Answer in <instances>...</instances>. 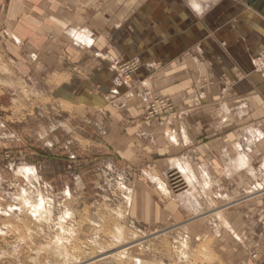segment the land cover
<instances>
[{
	"label": "rangeland",
	"instance_id": "obj_1",
	"mask_svg": "<svg viewBox=\"0 0 264 264\" xmlns=\"http://www.w3.org/2000/svg\"><path fill=\"white\" fill-rule=\"evenodd\" d=\"M41 2L0 0V264H223L215 255L217 243L236 240L227 226L230 213L259 194L252 188L256 182L244 195H225L241 184L237 181L224 191L209 188L200 177L186 186L176 163L159 167L161 179L152 182L147 155L131 159L130 150L115 148L113 133L103 131L118 124L127 133L136 124L124 112L135 81L143 87L139 97L154 102L149 107L141 98V122L156 119L162 125L174 118L172 103L151 97L143 85L152 72L135 80L144 64L137 53L110 59L122 96L106 101L103 117L78 115L73 111L78 100L54 96L43 77L49 70L34 65L41 49L61 46L40 31V24L49 27L52 20L41 22L57 0ZM67 39L83 45L74 36ZM263 51L254 57L262 73L257 56ZM84 89L79 85L76 94ZM244 149L251 156L256 150L254 143ZM253 158L250 166L257 172ZM190 162L198 168L196 160ZM40 203L45 210L38 216L33 209ZM249 227L235 235L257 237L258 226ZM123 248L128 249L119 251Z\"/></svg>",
	"mask_w": 264,
	"mask_h": 264
},
{
	"label": "crops",
	"instance_id": "obj_2",
	"mask_svg": "<svg viewBox=\"0 0 264 264\" xmlns=\"http://www.w3.org/2000/svg\"><path fill=\"white\" fill-rule=\"evenodd\" d=\"M55 4L49 5V17L41 22L52 20L49 27L40 24V31L55 37L62 47L41 49L34 64L49 70L43 77L53 95L66 102L77 99L73 111L78 115L103 117L106 101L122 96L110 59L139 53L144 64L135 80L152 72L143 85L151 97L168 99L176 116L162 125L156 119L141 122L144 109L137 92L143 87L135 81L124 112L136 124L127 133L118 124L107 130L103 126L104 134L112 132L114 147L129 149L133 160L144 152L153 165L150 178L157 184L158 168L173 163L186 186H195L201 178L209 188L216 185L224 191L226 184L241 182L225 195L250 193L251 182H256L252 188L259 194L230 213L227 226L236 240H219L215 255L223 264H264V73L254 63L255 55L264 50V0H57ZM69 35L83 45L69 44ZM81 84L85 89L79 95ZM250 143L255 145L254 158L244 151ZM252 158L259 165L257 172L250 166ZM160 188L164 190L163 185ZM252 225L260 229L257 237L235 235Z\"/></svg>",
	"mask_w": 264,
	"mask_h": 264
},
{
	"label": "built area",
	"instance_id": "obj_3",
	"mask_svg": "<svg viewBox=\"0 0 264 264\" xmlns=\"http://www.w3.org/2000/svg\"><path fill=\"white\" fill-rule=\"evenodd\" d=\"M257 59L258 60H260V61H263V63H264V51H263V53L262 54H260L259 56H257ZM130 65V64H128V63H122V65ZM113 67V70L115 71V72H117L119 69H118V67L116 66V65H113L112 66ZM130 67H132V66H128V68H130ZM142 98V100H143V102H145L146 104H147V106H153L154 104H152V103H154V102H152L151 101V99L148 97V96H142L141 97ZM255 257V256H254Z\"/></svg>",
	"mask_w": 264,
	"mask_h": 264
},
{
	"label": "bare ground",
	"instance_id": "obj_4",
	"mask_svg": "<svg viewBox=\"0 0 264 264\" xmlns=\"http://www.w3.org/2000/svg\"><path fill=\"white\" fill-rule=\"evenodd\" d=\"M244 158H245V156H243ZM243 160V159H242ZM245 161V160H244ZM246 162V161H245ZM247 164V163H246ZM243 167H245L244 165H243ZM31 168H28V170H30ZM32 170V169H31ZM29 172V171H28ZM162 187V186H161ZM162 189V188H161ZM42 200V199H41ZM44 201V200H43ZM29 204V203H28ZM41 209L43 210H45V205L44 204H35L34 205V209H33V213L34 214H37L38 215V213H40V211H41ZM47 210V209H46ZM33 214V215H34ZM39 216V215H38ZM128 248H123V249H121V250H119V251H124V250H127Z\"/></svg>",
	"mask_w": 264,
	"mask_h": 264
}]
</instances>
